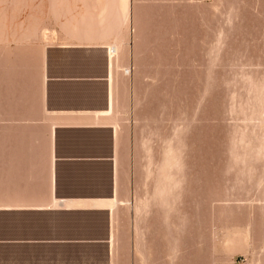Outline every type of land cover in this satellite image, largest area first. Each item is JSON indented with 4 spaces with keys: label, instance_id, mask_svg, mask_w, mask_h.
I'll list each match as a JSON object with an SVG mask.
<instances>
[{
    "label": "rangeland",
    "instance_id": "1",
    "mask_svg": "<svg viewBox=\"0 0 264 264\" xmlns=\"http://www.w3.org/2000/svg\"><path fill=\"white\" fill-rule=\"evenodd\" d=\"M128 5L121 23L112 0H0V208L48 200L51 119H81L111 128L72 148L117 151L132 264H264V0ZM6 225L31 237L36 213ZM10 260L37 249L0 248Z\"/></svg>",
    "mask_w": 264,
    "mask_h": 264
},
{
    "label": "crops",
    "instance_id": "2",
    "mask_svg": "<svg viewBox=\"0 0 264 264\" xmlns=\"http://www.w3.org/2000/svg\"><path fill=\"white\" fill-rule=\"evenodd\" d=\"M112 1L116 7L114 13L123 14L121 23L124 22L128 15V0ZM44 29H37V45L43 46V51ZM45 72L44 65V88ZM61 112L73 111L53 110L55 114L61 115ZM51 120L48 200L39 197L35 208H0V213L5 216L13 211L36 213L37 233L15 242L12 226L8 234L6 225L0 248L12 250L15 243L36 248L38 260L34 264H111L117 254L125 255L126 264H132L135 221L127 208L130 188L125 183V193L119 192L117 151L112 146L105 152L72 148V140L77 136L93 137L95 129L111 128L85 125L75 118L53 117ZM109 133L113 140L112 130ZM102 175H105V183ZM113 200L117 201L114 208L108 207L106 203ZM122 211L126 212L125 216H119ZM120 232L124 235L119 236ZM0 264L14 263L10 260Z\"/></svg>",
    "mask_w": 264,
    "mask_h": 264
},
{
    "label": "bare ground",
    "instance_id": "3",
    "mask_svg": "<svg viewBox=\"0 0 264 264\" xmlns=\"http://www.w3.org/2000/svg\"><path fill=\"white\" fill-rule=\"evenodd\" d=\"M235 234H236V233H235ZM237 234H238V233H237ZM232 235H233V234H232ZM241 236H242V235H241ZM233 237H234V235H233ZM237 237L240 238V236H238V235H237ZM234 238H235V237H234ZM234 238H232L231 241L229 240L230 243L232 242V244L235 245L234 247H236V246L240 247L241 245H239V244L236 245V244L233 243V242H234V241H233ZM241 239H242V238H241ZM243 239H244V238H243ZM227 241H228V240H227ZM229 241H228V242H229ZM235 242H236V241H235ZM237 242H238V240H237ZM237 242H236V243H237ZM230 243H229V245H230ZM238 243H239V242H238ZM242 244H243V243H242ZM226 245H227V243H226ZM226 245H225V246H226ZM227 246H228V245H227ZM230 246H231V245H230ZM242 246H243V245H242ZM242 246L240 247V249L242 248ZM231 247H233V246H231ZM227 248H229V247H227ZM227 248H226V249H227ZM246 249H247V248H246ZM235 250H236V249H235Z\"/></svg>",
    "mask_w": 264,
    "mask_h": 264
}]
</instances>
